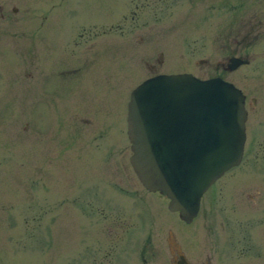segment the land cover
Masks as SVG:
<instances>
[{
  "label": "rangeland",
  "instance_id": "obj_1",
  "mask_svg": "<svg viewBox=\"0 0 264 264\" xmlns=\"http://www.w3.org/2000/svg\"><path fill=\"white\" fill-rule=\"evenodd\" d=\"M12 3L0 17V264H172L179 250L188 264H264V0H0ZM49 39L56 63L98 67L81 82L71 69L53 104L33 76ZM231 54L250 59L221 69ZM157 71L220 75L245 94L241 162L189 222L128 162V92Z\"/></svg>",
  "mask_w": 264,
  "mask_h": 264
},
{
  "label": "water",
  "instance_id": "obj_2",
  "mask_svg": "<svg viewBox=\"0 0 264 264\" xmlns=\"http://www.w3.org/2000/svg\"><path fill=\"white\" fill-rule=\"evenodd\" d=\"M245 61L231 56L227 68ZM245 118L243 92L220 76H149L133 87L127 102L130 164L141 183L163 192L167 207L188 222L203 191L239 162ZM177 264H187L181 254Z\"/></svg>",
  "mask_w": 264,
  "mask_h": 264
},
{
  "label": "flooded vegetation",
  "instance_id": "obj_3",
  "mask_svg": "<svg viewBox=\"0 0 264 264\" xmlns=\"http://www.w3.org/2000/svg\"><path fill=\"white\" fill-rule=\"evenodd\" d=\"M239 4H243V2L240 1ZM16 11H17V6L15 4H13V3L10 4V5H8V4H0V17L2 19H7L8 17H10V15L12 13H15ZM134 15H135V12H132L131 17H134ZM254 18L256 19V16H254ZM39 27H40L39 24L36 25L37 30H38ZM36 33H39V32L37 31ZM78 33H79V35H81L82 34V31H78ZM94 34L96 35V32ZM98 34L99 33H97V35ZM69 41H71L70 38H69ZM78 42L80 43V41H78ZM53 44H54V41L51 40V39H49L46 42V44L44 45L45 46V52H44V55H42V60H40L37 63L39 65L38 71L35 74L33 73V76H35L34 77L35 78V91L37 92L38 96L40 94H41L40 96H43V95L46 96L45 94L51 96L50 99H48V100L46 99V102L48 104H51V103L53 104L54 103L53 100L55 98L54 97L55 94L62 93L64 95V93L66 92V91L56 92V88L57 89L66 88L67 84H69L71 82V80L69 79V76H70L69 75L70 74L69 72H70L71 69L76 71L75 72V76H74V78L75 77H78V80L76 82L83 81V78L84 77H82V74H84L85 63H86V61L83 60L84 59L83 57L77 58V59H80V61L82 63V66L84 67L81 72H79V67L77 65H75L74 67H71L70 65H68L69 63L66 60L65 61H59L58 63H56L55 60H54L53 55L51 54V48H52ZM38 46L42 47L40 45V43H39ZM234 55H236V54H234ZM229 56L226 57L225 63H220L221 69H226L227 63H228V57ZM237 56H239V55H237ZM239 57L240 58H243V59H246L248 61L250 59L246 54H244V56H239ZM99 66L101 67L102 64H99ZM151 67H152V64H149V68H151ZM88 68L91 69V72L96 71L95 68L98 69L97 67L91 68V64L89 66H87V69ZM56 70H58L57 72L59 74V77H58L59 79H55ZM105 70H106V68H101V71L104 72ZM78 72L80 73V75L78 74ZM150 74H148V75H150ZM88 75L89 76L90 75H93V73H90V74L88 73ZM148 75H146V76H148ZM146 76H144V77H146ZM66 77H68V79H66L65 81H63ZM144 77H142V78H144ZM141 79H139V80H141ZM61 82L63 83V85L61 84ZM70 86H72V84ZM38 96H37V100H42V98H40ZM253 102H254V99H253ZM124 120H125V117H124ZM178 255H179V252H177L176 257H174V262H175V259H177ZM181 256H183L185 258V255L183 254V252H181ZM185 261L188 264V261H187L186 258H185Z\"/></svg>",
  "mask_w": 264,
  "mask_h": 264
},
{
  "label": "bare ground",
  "instance_id": "obj_4",
  "mask_svg": "<svg viewBox=\"0 0 264 264\" xmlns=\"http://www.w3.org/2000/svg\"><path fill=\"white\" fill-rule=\"evenodd\" d=\"M241 162V161H240ZM240 164V163H239Z\"/></svg>",
  "mask_w": 264,
  "mask_h": 264
}]
</instances>
